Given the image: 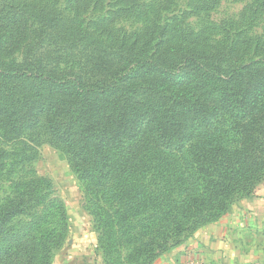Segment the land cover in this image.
I'll return each mask as SVG.
<instances>
[{
    "label": "trees",
    "instance_id": "1",
    "mask_svg": "<svg viewBox=\"0 0 264 264\" xmlns=\"http://www.w3.org/2000/svg\"><path fill=\"white\" fill-rule=\"evenodd\" d=\"M59 22L67 29L55 65L41 53L0 61V122L15 139L43 121L85 183L108 264H152L255 193L264 180V47L243 61L228 58L231 44L174 46L165 24L149 45L141 35L102 44L81 22L75 33L62 17L47 25ZM23 211L22 201L0 209V237ZM50 236L12 234L0 260L39 264L40 247L47 263Z\"/></svg>",
    "mask_w": 264,
    "mask_h": 264
},
{
    "label": "rangeland",
    "instance_id": "2",
    "mask_svg": "<svg viewBox=\"0 0 264 264\" xmlns=\"http://www.w3.org/2000/svg\"><path fill=\"white\" fill-rule=\"evenodd\" d=\"M58 17L70 25L68 33H75L81 22L102 44L121 35H141L149 45L155 25L165 24L167 43L174 46L206 51L231 44L234 55L228 58L243 61L264 47V0H0V61L41 53L52 65L58 63L56 43L66 39L67 28L63 22L55 24L58 29L47 25ZM72 57L60 60L59 67L71 65L77 59ZM49 140L43 121L15 139L0 122V209L17 201L24 204V211L7 224L9 233L0 237V254L10 250L12 234L38 241L50 232L47 263L38 247L39 264H68L64 258L70 253L69 240L81 234L84 224L88 238L79 247L94 241L89 252L108 264L100 247L101 229L85 206V183L71 170L64 150ZM126 252H118L120 261Z\"/></svg>",
    "mask_w": 264,
    "mask_h": 264
},
{
    "label": "crops",
    "instance_id": "3",
    "mask_svg": "<svg viewBox=\"0 0 264 264\" xmlns=\"http://www.w3.org/2000/svg\"><path fill=\"white\" fill-rule=\"evenodd\" d=\"M89 223V222H88ZM83 229L69 240L71 250L64 258L70 264H101L85 241ZM264 264V182L252 196L236 200L216 221L207 223L158 255L152 264ZM68 263V264H69Z\"/></svg>",
    "mask_w": 264,
    "mask_h": 264
},
{
    "label": "built area",
    "instance_id": "4",
    "mask_svg": "<svg viewBox=\"0 0 264 264\" xmlns=\"http://www.w3.org/2000/svg\"><path fill=\"white\" fill-rule=\"evenodd\" d=\"M189 264H201L200 261H190Z\"/></svg>",
    "mask_w": 264,
    "mask_h": 264
}]
</instances>
